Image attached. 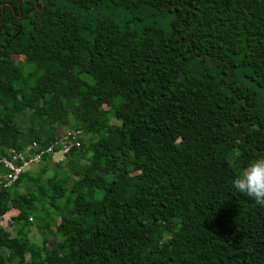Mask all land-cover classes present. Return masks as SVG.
<instances>
[{
  "label": "trees",
  "instance_id": "1",
  "mask_svg": "<svg viewBox=\"0 0 264 264\" xmlns=\"http://www.w3.org/2000/svg\"><path fill=\"white\" fill-rule=\"evenodd\" d=\"M2 16L0 150L81 133L0 186V264H264V206L232 185L264 157V0H0Z\"/></svg>",
  "mask_w": 264,
  "mask_h": 264
},
{
  "label": "built area",
  "instance_id": "2",
  "mask_svg": "<svg viewBox=\"0 0 264 264\" xmlns=\"http://www.w3.org/2000/svg\"><path fill=\"white\" fill-rule=\"evenodd\" d=\"M80 133V130L70 129L47 144L32 141L20 150L6 153L0 150V186H10L21 174L42 161L45 156H50L52 159L57 155L54 162L64 161L70 150L79 146Z\"/></svg>",
  "mask_w": 264,
  "mask_h": 264
},
{
  "label": "clouds",
  "instance_id": "3",
  "mask_svg": "<svg viewBox=\"0 0 264 264\" xmlns=\"http://www.w3.org/2000/svg\"><path fill=\"white\" fill-rule=\"evenodd\" d=\"M232 185L238 192L252 198L256 204L264 206V157L251 162L233 179Z\"/></svg>",
  "mask_w": 264,
  "mask_h": 264
},
{
  "label": "rangeland",
  "instance_id": "4",
  "mask_svg": "<svg viewBox=\"0 0 264 264\" xmlns=\"http://www.w3.org/2000/svg\"><path fill=\"white\" fill-rule=\"evenodd\" d=\"M160 22H162V20H160ZM164 25H166V22H164ZM17 56H18V59H17V60H20V58H21V60H22V56H21L20 53H19ZM20 66H21V61H18L17 64H16V68H17V70L20 69ZM112 121L116 122V121L113 120V119H112ZM116 123H117V122H116ZM56 158H57V155H56V156H53V158H52L53 160H52V159H49L48 164H49L50 166H53V167H54V160H55ZM37 166H38V163L35 164V165H33V166H31L30 169H36ZM30 169H29V170H30ZM72 182H73V179H71V180L69 181V184H72ZM8 216H9V215H7V216L5 217L4 220H0V222H1L3 225H5L7 229L10 230V224L8 223V218H9ZM31 217H32V216H31ZM31 222H32V225H31V229H30V233H29V238L32 239V242L37 243V244H41V242H42V240H43V236H41L40 232L38 231V229L40 228V225H39V223H37V221H35V219H34L33 217H32V219H31ZM10 232H11L12 237H15L16 233L13 232V231H10ZM52 240H53L52 237H50V238L48 239V241H52ZM49 244H50V242H49ZM50 246H51V244H50ZM11 264H14V262L12 261Z\"/></svg>",
  "mask_w": 264,
  "mask_h": 264
},
{
  "label": "water",
  "instance_id": "5",
  "mask_svg": "<svg viewBox=\"0 0 264 264\" xmlns=\"http://www.w3.org/2000/svg\"><path fill=\"white\" fill-rule=\"evenodd\" d=\"M20 2H21V1H19L18 5L20 4ZM1 10H2V9H1ZM2 22H3V16H2L1 21H0V29H1ZM19 30H20V27H19ZM19 30H17V31L15 32V34L13 35V37H15V36L19 33Z\"/></svg>",
  "mask_w": 264,
  "mask_h": 264
}]
</instances>
